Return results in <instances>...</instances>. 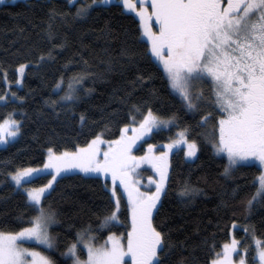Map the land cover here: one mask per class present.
Masks as SVG:
<instances>
[{
    "label": "snow or ice",
    "instance_id": "6c2138e0",
    "mask_svg": "<svg viewBox=\"0 0 264 264\" xmlns=\"http://www.w3.org/2000/svg\"><path fill=\"white\" fill-rule=\"evenodd\" d=\"M49 2L53 6L48 8L45 32L51 46L47 51L39 52L37 65L53 61L57 50L65 49L68 44L66 33L61 36L54 28L58 17L66 24L85 20L97 6H115L122 15L134 16V22L138 21L135 43L144 45L143 57L162 68L170 92L180 98L188 112L199 115L201 128L209 121L213 122L211 132L206 131L204 135L214 153L225 161L223 177L231 179L238 168L250 166L244 162L258 161V173L249 182L255 191L242 199L245 211L251 213L257 203H264V0H150V4L149 0H65L66 10H58L55 0ZM73 8L74 12L71 11ZM153 18L158 30L153 29ZM120 56L133 63L137 53L122 47ZM72 62L73 59L69 58L65 67ZM83 63L87 65L88 61ZM30 64L31 61L25 60L15 66L14 81L9 79L8 69L0 64V83L8 85L5 94L0 95V101L9 99L8 92L13 83L23 87ZM86 77L94 78L93 74L79 72L65 81L61 73L52 90L63 94L55 100L46 99L45 103H50L57 111H71L74 116L73 106L81 99ZM145 79L150 77L142 73L137 77V81ZM208 82L210 87L206 96L204 89H197V84ZM92 91L91 88L84 90L86 95ZM11 97L24 100L14 91ZM205 102L211 111H204L201 115V106ZM16 111L13 109L0 119V144L9 143L21 133L22 122L15 118ZM127 118L128 122L119 127V135L114 139L104 138L112 123L109 120L94 135L89 133L91 138L84 143L62 150L55 145L48 146L42 165L17 166L7 172L14 185L13 192L23 195L26 211L34 215L18 216L17 220L23 225L18 230H0V264H66L67 260H71V264H128L126 256L131 264H164L175 245L168 241L163 226L155 223V214L170 179L168 152L174 145L182 144L185 157H196L198 141L188 138L189 128L185 126L178 129L174 140L164 145L166 151L156 154L152 151L155 145L148 144V150L142 156H135L133 145L138 140L153 129L173 125L176 117L164 118L151 106L134 104ZM87 119V114L81 112L82 128ZM142 163L150 164L158 177H148L154 190L149 187L148 191H143L135 179V169ZM76 169L90 178H103L102 188L110 193L107 197L108 214L103 217L99 228L120 222L125 197L130 224L126 243L125 233L109 232L100 244L94 243L95 236L89 225L78 231L76 240L60 252L65 261L58 262L48 254V251L58 249V234L54 236L49 230L50 226L58 224L57 213L50 204L45 206L44 199L58 178ZM44 175L51 178L46 183L31 186L34 179ZM109 175L111 187L107 182ZM241 187L236 184L231 189L232 198L239 195ZM200 191L185 179L178 194L186 198ZM232 225L237 226L236 220H232ZM244 231L246 235L251 233L255 243L253 264H264V239L256 235L254 227H245ZM27 242L43 245L46 250L28 247ZM80 243L87 249L86 259L79 255ZM239 243L241 241L235 237L231 242L225 241L222 251L215 252L205 264H236L233 253L237 252ZM215 247L213 242L210 248ZM244 252H249V246H245ZM177 264H185V258L181 257ZM238 264H249L245 255L240 256Z\"/></svg>",
    "mask_w": 264,
    "mask_h": 264
},
{
    "label": "trees",
    "instance_id": "16d2710c",
    "mask_svg": "<svg viewBox=\"0 0 264 264\" xmlns=\"http://www.w3.org/2000/svg\"><path fill=\"white\" fill-rule=\"evenodd\" d=\"M52 6L49 0H26L0 6V64L8 69L9 79L14 81L15 66L25 60L31 61L23 87L16 88L14 83L11 85L10 93L14 91L24 100L9 96L5 103L0 104V119L16 109L15 118L22 122L18 139L0 148V230H18L23 226L17 220L18 216L34 215L26 211L23 195L13 192L14 186L7 176L9 170L17 166L42 165L48 146L55 145L62 150L84 143L109 120L112 123L104 138L114 139L119 135V127L128 122L130 107L146 104L164 118L175 115L176 121L168 130L152 132L140 145V151L148 144L168 142L174 137L175 130L185 126L189 128L188 138L196 139L199 145L193 161L185 160L182 149L170 155L167 191L163 193L159 211L155 214V223L163 226L168 241L175 245L164 264H177L181 257L185 258V264H205L215 252L222 251L225 241L229 242L232 220L237 222L233 234L241 241L239 248L244 251L245 246H249L245 255L249 264H253L254 242L251 233L246 235L244 229L254 227L256 235L264 239V203H257L251 213H247L242 199L255 191L249 182L258 173V168L254 165L241 167L231 179L223 177L225 161L214 153L204 135L206 131L211 132L213 122L209 121L201 128L199 115L188 112L180 98L170 92L162 70L143 57L144 45L135 43L138 21L134 22L133 16L122 15L115 6L96 7L87 19L70 24L58 17L54 28L61 36L66 33L68 44L65 49L57 50L53 61L37 65L39 52L47 51L51 46L46 40L45 29L48 8ZM55 6L58 10H66L65 0H55ZM122 47L137 53L135 62L129 63L127 58H121ZM76 53L79 55H74ZM69 58L73 62L66 68ZM84 60L88 61L87 65ZM79 72H88L94 78H85L81 99L73 106L74 116L71 111H57L50 103H45L46 99L55 100L63 94L52 90L61 73L66 81L67 77ZM141 73L150 79L137 81ZM7 88L8 85L0 83V95ZM89 88L93 91L86 95L84 90ZM199 88L204 89L207 96L209 86ZM204 111H211L207 102L201 106L200 114ZM81 112L88 116L83 128L79 121ZM48 179L46 175L38 176L31 186L46 183ZM185 179L201 191L191 197H180L179 188ZM102 184L101 179L76 173L64 175L58 178L53 190L44 199L45 206L50 204L57 213L58 224L53 225L50 232L54 236L58 234V249L48 251V254L58 262L65 261L60 252L76 240L78 231L87 229L89 225L96 244L102 243L109 232L117 235L123 232L126 238L129 218L125 206L121 208L119 223L99 228L103 217L108 214L107 197L110 195ZM236 184L242 187L239 195L232 198L231 189ZM213 242L216 247L210 248ZM80 255L83 256L82 253ZM66 264L70 261L67 260Z\"/></svg>",
    "mask_w": 264,
    "mask_h": 264
},
{
    "label": "rangeland",
    "instance_id": "374dc122",
    "mask_svg": "<svg viewBox=\"0 0 264 264\" xmlns=\"http://www.w3.org/2000/svg\"><path fill=\"white\" fill-rule=\"evenodd\" d=\"M19 1H26V0H0V6L1 5H4V4H13V3H16V2H19ZM149 4H150V0H149ZM97 7H99V6H97ZM134 17V16H133ZM152 24H153V29L154 30H158V26L155 24V19L153 18V21H152ZM155 63V62H154ZM157 65V64H156ZM158 66V65H157ZM159 67V66H158ZM161 70H162V68L161 67H159ZM209 86L210 87V82H208V83H204V84H197V88H198V90L200 89L199 87L200 86ZM15 87L16 88H21V87H19V86H17V85H15ZM5 94V93H4ZM3 95V94H2ZM11 97V93L10 92H8V97ZM13 98V97H12ZM6 101H0V104H3V103H5ZM175 124H173V125H170L169 127H163V126H161V127H159V128H156V129H153V131L152 132H154V131H157V130H168V129H170L171 127H173ZM177 131L178 130H175L174 131V137L171 139V140H169L168 142H166V143H162V144H158V145H155V147L153 148V152L154 153H156V154H159V153H161V152H164V151H166V149H165V147H164V145H166V144H168V143H170L172 140H174L175 138H176V133H177ZM152 132H150V133H147L144 137H142L140 140H138L134 145H133V155H135V156H142L143 154H144V152L145 151H147L148 150V148H147V146H145V148H144V150L143 151H140L139 150V148H140V145L145 141V140H147L149 137H150V135L152 134ZM18 137H19V135L14 139V140H12V141H10L9 143H7V144H0V148H4V147H6L8 144H10V143H13L14 141H16L17 139H18ZM104 147H106V145H104ZM180 149H182L183 150V152L185 151V149H184V146L182 145V144H176V145H174L173 146V148H172V150L171 151H169L168 152V160H169V167H170V155H171V153L173 152V151H175V150H180ZM218 156V155H217ZM101 158H102V156H101ZM184 158H185V160L186 161H193L196 157H193V158H187V157H185V154H184ZM43 163H44V161H43ZM42 163V164H43ZM245 164H247V165H254V166H256L257 167V165H258V161H255V160H250V161H248V162H244ZM135 172H136V175H135V179L136 180H138L139 181V186L141 187V189L143 190V191H148L149 190V187H151L152 188V190H154V185H150V182H149V180H148V177L149 176H153L154 178H158V177H156V174H155V171H154V169L152 168V166L150 165V164H148V163H142V164H140L136 169H135ZM73 173H76V174H80V175H83V176H86L84 173H81L78 169H76V170H73V172H69V173H65L64 175H69V174H73ZM63 175V176H64ZM86 177H90V176H86ZM51 177L49 176V179H50ZM8 180H9V183L10 184H12V182L10 181V178L8 177ZM101 180L103 181V178H101ZM104 182V181H103ZM108 185H109V187H111V184H112V181H111V177H110V175H109V177H108ZM117 183H118V181H117ZM55 184V183H54ZM13 185V184H12ZM14 186V185H13ZM120 191H122V189H120ZM109 193V192H108ZM110 194V193H109ZM163 195V194H162ZM123 206H125L126 207V209H127V199H126V197L123 199V203H122V207ZM121 207V208H122ZM127 212H128V210H127ZM113 223H119V222H113ZM129 224H130V221H129ZM53 226V225H52ZM52 226H50V228L52 227ZM237 228V226L236 227H233L232 226V228H231V230H230V240H229V242H231V239L234 237V230ZM50 230V229H49ZM85 238H87V237H85ZM103 243V242H102ZM125 243H126V238H125ZM100 244V243H99ZM26 246H28V247H39L40 248V250L42 251V249H44V250H46L45 249V247L43 246V245H37L35 242H27L26 243ZM78 247H79V255L82 253V255L83 256H81L80 255V257H81V259H86L87 258V249L84 247V245H83V243H80L79 245H78ZM254 247H255V243H254ZM238 253V254H237ZM254 253H255V251H254ZM241 255H245V252L244 251H242L240 248H239V244H238V246H237V252H234L233 253V260L236 262V264H238V262H239V258H240V256ZM246 256V255H245ZM125 259L128 261V264H131V260H130V258L129 257H125ZM247 259V258H246ZM70 261V264H71V260H69Z\"/></svg>",
    "mask_w": 264,
    "mask_h": 264
}]
</instances>
